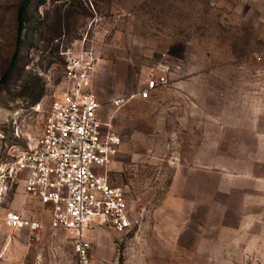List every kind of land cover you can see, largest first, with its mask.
Here are the masks:
<instances>
[{
    "label": "rangeland",
    "instance_id": "1",
    "mask_svg": "<svg viewBox=\"0 0 264 264\" xmlns=\"http://www.w3.org/2000/svg\"><path fill=\"white\" fill-rule=\"evenodd\" d=\"M0 0V264H77L71 232L8 178L66 86L63 54L96 55L102 121L122 140L108 168L133 221L84 231L90 264H264V0ZM17 60V67L8 70ZM169 84L140 91L158 62ZM9 212L38 221L12 230Z\"/></svg>",
    "mask_w": 264,
    "mask_h": 264
},
{
    "label": "built area",
    "instance_id": "2",
    "mask_svg": "<svg viewBox=\"0 0 264 264\" xmlns=\"http://www.w3.org/2000/svg\"><path fill=\"white\" fill-rule=\"evenodd\" d=\"M66 86L55 98L46 119L44 134L35 149L23 152L9 168L8 178H22L26 197L50 210V229L71 232L75 238L77 264H90V244L84 231L93 222L112 226L117 232L131 230L133 221L126 190L113 187L94 167L108 168L117 160L122 140L100 118L102 105L93 90L97 58L91 51L63 54ZM172 68L155 64L144 87L113 105L147 101L169 84ZM7 185L0 184V203ZM12 230L39 231L43 225L9 212L4 218ZM36 264H44L38 259Z\"/></svg>",
    "mask_w": 264,
    "mask_h": 264
},
{
    "label": "trees",
    "instance_id": "3",
    "mask_svg": "<svg viewBox=\"0 0 264 264\" xmlns=\"http://www.w3.org/2000/svg\"><path fill=\"white\" fill-rule=\"evenodd\" d=\"M33 1H35V0H25L23 7L19 11L18 24L20 26V33H19L20 45H19L18 50H17V57H19V55H20L19 50H20V47L22 45H23V48H27L28 47L27 45L23 44L24 42L22 41V35H23L24 29H25V24H26L25 17H26L28 9L30 7V4ZM16 65H17V60H13L11 66H10V68L8 70L9 74L14 70V68L17 67Z\"/></svg>",
    "mask_w": 264,
    "mask_h": 264
},
{
    "label": "crops",
    "instance_id": "4",
    "mask_svg": "<svg viewBox=\"0 0 264 264\" xmlns=\"http://www.w3.org/2000/svg\"><path fill=\"white\" fill-rule=\"evenodd\" d=\"M100 118H101V116H100ZM101 120H102V118H101Z\"/></svg>",
    "mask_w": 264,
    "mask_h": 264
}]
</instances>
